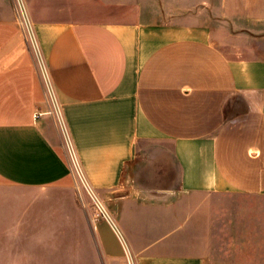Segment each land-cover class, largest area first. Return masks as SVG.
<instances>
[{
  "label": "crops",
  "instance_id": "obj_1",
  "mask_svg": "<svg viewBox=\"0 0 264 264\" xmlns=\"http://www.w3.org/2000/svg\"><path fill=\"white\" fill-rule=\"evenodd\" d=\"M22 2L31 44L0 0V264L55 254L70 155L101 264H264V0Z\"/></svg>",
  "mask_w": 264,
  "mask_h": 264
},
{
  "label": "rangeland",
  "instance_id": "obj_2",
  "mask_svg": "<svg viewBox=\"0 0 264 264\" xmlns=\"http://www.w3.org/2000/svg\"><path fill=\"white\" fill-rule=\"evenodd\" d=\"M13 4L12 0V6ZM66 12L63 5L59 4L53 12L52 10H42L39 13H45L47 18L49 16L64 18ZM88 13L75 12L73 19L100 21L109 19L108 14L112 16L115 12H102L105 15L95 12H90L89 15ZM96 213L95 203L90 199L82 202L75 187L59 188L56 227L57 250L55 254L52 253L51 259L49 257H47V261L43 259L42 264H46V262L48 264H101L91 229ZM2 241L4 240L0 236V242Z\"/></svg>",
  "mask_w": 264,
  "mask_h": 264
},
{
  "label": "built area",
  "instance_id": "obj_3",
  "mask_svg": "<svg viewBox=\"0 0 264 264\" xmlns=\"http://www.w3.org/2000/svg\"><path fill=\"white\" fill-rule=\"evenodd\" d=\"M13 1H14L13 4L14 16L18 23L19 29L23 34L25 40L31 44V38H30L31 27L27 13L23 6V2L22 0H13ZM69 160H70V172L73 178L74 187L77 190V194L80 200L82 202H84V200L87 199L92 200L96 205L98 214H100L101 216H105V210L103 204L98 201L94 191L86 183L76 158L73 155H70Z\"/></svg>",
  "mask_w": 264,
  "mask_h": 264
}]
</instances>
